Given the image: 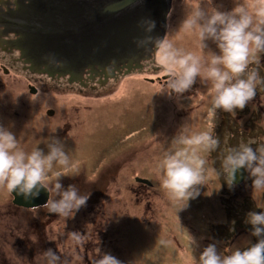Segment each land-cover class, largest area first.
<instances>
[{
    "label": "rangeland",
    "instance_id": "374dc122",
    "mask_svg": "<svg viewBox=\"0 0 264 264\" xmlns=\"http://www.w3.org/2000/svg\"><path fill=\"white\" fill-rule=\"evenodd\" d=\"M198 2L199 0L178 2L170 12L168 31L163 39L171 40L177 47L203 55L207 59L209 51L219 54L216 44L208 40L205 42L208 47L202 51L197 35L186 33L180 28L187 11ZM211 6L220 11H231L224 9L222 5ZM148 60H143L139 66L131 65L130 69L124 67L126 71L120 76L100 83L98 88L90 89L83 96L51 90L53 83L51 79L45 78L37 81L38 87L43 88H40L42 95H30L23 89L25 82L29 81L28 76H32L28 72L20 76L25 82H16L10 89L15 88L14 94L27 97L25 99L29 102V109L22 111L15 108L16 101L13 94H9L11 107L5 111L16 116L13 112L17 110L20 112L19 118H12L13 125L9 117L0 118V124L16 135L20 146L27 152L38 147L47 154V142L53 137L64 144L71 163L77 166L78 171L72 172L54 165L49 173V181L55 179L56 172H64L67 175L61 176L63 182L79 177V182L87 191L92 189V192H103L104 197L99 199L107 206L110 217L107 224L111 226L105 230L108 235L104 245L105 253L112 254L123 264H198L201 250L208 244L196 239V230L179 225H173L171 229L166 227L167 223H180L181 217L177 214L178 211L173 212V206H182L183 201L170 199L161 187L157 169L169 150L172 139L183 125H189L192 132L196 127L202 130L208 126V121L204 120L206 107H197L190 103L191 100H181L177 105L171 106V95L159 92L163 85L157 80L161 81L164 71L155 66V52L149 63ZM152 66L153 70H150L149 67ZM135 68L141 69L137 71ZM172 108L178 111L177 118ZM49 110L54 114L50 116ZM199 117H204L202 122ZM175 120L174 126L172 121ZM111 175L121 181L109 182ZM135 175L152 181L150 188H139L137 197L131 192V187L138 189L133 178ZM97 181L101 183L98 185ZM217 188L218 183L207 180L206 185L199 186L200 194L190 199L186 206L194 211L202 209L212 214L210 199ZM260 191L251 189L250 194L261 199ZM11 199L9 192L0 189V252L8 254L7 245L12 249L14 245H23L18 236L23 232H28L33 246L28 254L17 258L0 255V264H42L41 257L49 248L57 251L61 264H91L93 258L95 262L98 259V247L103 253V232L100 237V231L95 233L90 222V217L93 216L90 212L95 211L97 206L93 210L84 207L66 220L57 217L43 229L35 223V219L39 217L37 209H15ZM99 209L103 210V206ZM19 216L22 217L20 225L16 218ZM19 227L23 229L18 231ZM72 231L79 232L85 240L84 244L88 246L76 248L77 244L67 234ZM62 232L63 236L60 235ZM189 235L196 242L193 250L189 246ZM238 237L237 245L225 248L228 252L224 255L234 248H241L251 239L249 233ZM222 251L223 248H220L219 252Z\"/></svg>",
    "mask_w": 264,
    "mask_h": 264
},
{
    "label": "clouds",
    "instance_id": "9594fccd",
    "mask_svg": "<svg viewBox=\"0 0 264 264\" xmlns=\"http://www.w3.org/2000/svg\"><path fill=\"white\" fill-rule=\"evenodd\" d=\"M211 5L212 0H199L187 11L180 28L197 35L202 51L208 47L206 41H213L219 54L209 51L206 59L177 47L171 40L150 35L137 42L142 47L150 43L156 49L155 66L163 69L167 76L159 92L179 97L192 88L197 77L205 85L211 83V106L206 113L208 130L192 132L189 125H183L157 169L162 189L170 199L183 201L182 207L200 194L199 186L207 184V160L203 154L214 152L220 146V139L214 135L217 110L234 114L255 97L257 77L249 71V65L259 63L260 54L264 53V0H238L231 11H220ZM140 26L145 33H151L155 22L144 19ZM253 143H240L224 156L222 168L230 186L236 173L246 169L252 177L253 189H264V147L254 149ZM47 147V154L38 147L27 152L16 135L0 124V189L31 200L39 197L42 190L49 192V173L54 165L78 171L59 139L51 138ZM63 175L67 174L55 173L58 199H48L44 206L49 213L66 220L86 206L88 195H81L75 185L65 189L60 183ZM246 222L252 225V235L259 238L256 243L244 249L234 248L227 255L218 252L215 244H209L200 253L198 264H264V211L249 212ZM67 234L77 245L85 243L79 232ZM195 243L189 235L192 250ZM98 257L95 264H123L112 254L101 253L99 247ZM41 261L42 264H61V257L49 248Z\"/></svg>",
    "mask_w": 264,
    "mask_h": 264
},
{
    "label": "flooded vegetation",
    "instance_id": "af4514ba",
    "mask_svg": "<svg viewBox=\"0 0 264 264\" xmlns=\"http://www.w3.org/2000/svg\"><path fill=\"white\" fill-rule=\"evenodd\" d=\"M182 1L184 0H171L170 9L167 14L165 33L168 31V18L170 17V12L177 6L178 2ZM21 2L26 3L25 0H0V118L5 119L9 117L12 125L14 122L12 118H19V111L14 110L13 114L16 116H13L12 112L9 113L5 111L6 108L11 107L12 101H9L11 99V94H13V99L16 101L15 108H19L22 111H27L29 109V102L25 99L27 97L23 94H14L13 92H15V88L10 89L16 82H25L22 78H20V76L28 72H30L32 76H28L29 81L25 82L23 89L30 95L36 97L42 95L41 90L43 88L40 87L42 88L40 89L38 87L39 82H37L42 78L51 79L53 83V88L51 90L70 92L77 95L81 94L83 96L90 89L98 88L100 83L112 81L115 77L120 76L124 73V71H126V69L122 66L116 68L109 67L111 64L105 67L82 66L79 69L74 70L72 68L65 69L58 63L46 65L32 62L24 55V53L21 52L19 45L20 34H17V29L14 27V22L17 21L18 17H20L18 16V12ZM237 2L238 0H212V4L222 5L225 7L224 9L228 8L229 10H232L231 7L236 6ZM155 51L156 49L154 52ZM153 55L154 53L152 56ZM150 60L151 59H149L147 63H149ZM144 64L145 63H143L141 67L142 69ZM153 67L154 66L149 67V69L153 70ZM141 68L135 69L138 71ZM249 71L254 72L257 77L255 97L249 101L242 110L236 109L234 114L227 113L221 109L217 110L214 135L220 139V146L214 152L203 154L207 160V164L205 166L207 180L218 183V188L213 191L214 196L210 199V203L213 207L212 214L206 213L202 209L194 211L187 206L184 208L182 206L177 208L173 206V212L178 211L177 214L181 217L180 223L178 224V222H174L165 224L168 229H171L173 225H179L180 227L196 230V239L199 242L206 243L208 245L215 244L218 252L220 248H223V254L228 252L225 248L237 245L236 241L240 234L249 233L251 236L249 242L241 246V249H244L258 241L259 238H255L252 235V225L246 222L247 215L249 212L255 211L253 207L259 208V210L255 212L264 211V189L260 191L262 200L259 197L251 196L250 191L253 189V185L252 177L249 172L246 169H243L244 174L242 178L237 179V182H233L232 186H230L228 183L230 182L228 176L222 168V160L230 148H233L240 143H248L249 141H254L251 145L254 149L257 147H264V53L260 54L259 63H252L249 65ZM245 75H247V73ZM161 76L162 78L160 79L162 82L159 79L157 82L164 85L167 79L166 73H162ZM204 88L205 90L203 91ZM210 92L211 83L210 85H205L201 82L200 78L197 77V81L189 91L179 97L172 94L170 103L172 104L171 106H175L181 100H191L190 103L197 107L205 106L207 113L208 108L211 106L212 97ZM173 113L176 115L175 118H177L178 111L173 109ZM53 114L54 113L52 111L50 116ZM198 119H201L200 121L202 122L204 117H199ZM204 120L207 121L206 118ZM200 121L197 123L199 124ZM172 124L175 126L176 120L174 122L172 121ZM199 128L201 129V127ZM205 130H208V126L202 130H199L196 127L194 132H201ZM115 177V175H111L108 178L109 182L121 181L118 180V177ZM133 178L135 179L134 181L137 182L138 188L135 190L131 187V192L135 196L139 195V188H150L152 185V181L147 177H138L135 175ZM137 178L147 180V182L137 180ZM78 179L79 177L75 180L71 179L67 182H63L62 178H60V183L65 189L69 185H75L79 189L81 195H88L86 206H82L78 211L84 207H88L93 210L96 209L95 206H97L95 211L90 212L91 214L93 213V216L90 217V222L95 233L98 230L101 232L102 230L105 231L106 228L110 229V224H107L110 219L107 214V206L106 204L103 205V201L101 202L99 199V197H104L103 192H99L100 190L92 192V189L87 191ZM97 183L99 185L101 182L97 181ZM97 186H95V188ZM101 187H103V184ZM101 187L97 188L102 189ZM49 189L48 199H58L55 191V179L49 181ZM10 201H12V199ZM101 205L103 206V210L99 209ZM12 206L15 207V209H20L22 211L37 209V216L39 217L35 219V223L36 225L39 224V226L43 229L55 218L60 217L56 216V214L49 213L44 204L32 208ZM99 215H102V217L99 218ZM53 229L57 230L54 227ZM202 251L203 249L201 252ZM84 257L87 258L86 255ZM96 257L99 258L98 255ZM93 259L94 260L91 261V264H95V258Z\"/></svg>",
    "mask_w": 264,
    "mask_h": 264
},
{
    "label": "water",
    "instance_id": "95a60500",
    "mask_svg": "<svg viewBox=\"0 0 264 264\" xmlns=\"http://www.w3.org/2000/svg\"><path fill=\"white\" fill-rule=\"evenodd\" d=\"M25 1L14 22L21 52L32 62L58 63L74 70L110 64H123L127 69L139 66L141 60L152 56L155 47L150 43L138 46L137 42L148 35L163 38L171 4V0ZM144 19L155 22L151 33L140 26ZM243 174L240 169L234 182ZM10 194L14 205L25 208L43 205L49 197L46 190L31 200Z\"/></svg>",
    "mask_w": 264,
    "mask_h": 264
},
{
    "label": "trees",
    "instance_id": "16d2710c",
    "mask_svg": "<svg viewBox=\"0 0 264 264\" xmlns=\"http://www.w3.org/2000/svg\"><path fill=\"white\" fill-rule=\"evenodd\" d=\"M123 64H120V65H117V66H121ZM116 65H110L109 67H115ZM116 68V67H115ZM32 208V207H31ZM253 209H255V211H258L259 208L258 207H253ZM13 211V210H12ZM15 217V216H14ZM18 218V222L17 224L20 225L21 221H22V217L19 216V217H16ZM6 219V217H5ZM23 229V228H22ZM22 229H20V227L18 228V231H21ZM29 231V230H28ZM103 232V253H105L104 251V245H106V241H107V236L105 231H101ZM101 232H100V237H101ZM19 233V232H18ZM20 235L19 236V240H21L23 242V245H14V248L12 249L9 245H7L8 247V254L7 253H4L3 251L0 252V255H9L8 257L12 256L13 258H17V256H20V255H25V254H28V251L30 250V248L33 246L32 245V239L30 240V237L28 235V232H23V233H19ZM30 234V233H29ZM31 236H34V234H30ZM255 238H257L256 236H253ZM6 245V244H5ZM4 245V246H5ZM81 245H77L76 248H79ZM82 246H88L87 244H83ZM82 248V247H81ZM6 249V248H5ZM13 251V252H12ZM10 252H12V254L10 255ZM102 253V252H101ZM97 255H98V252H97ZM2 261V259L0 258V262Z\"/></svg>",
    "mask_w": 264,
    "mask_h": 264
},
{
    "label": "bare ground",
    "instance_id": "6f19581e",
    "mask_svg": "<svg viewBox=\"0 0 264 264\" xmlns=\"http://www.w3.org/2000/svg\"><path fill=\"white\" fill-rule=\"evenodd\" d=\"M165 36V35H164ZM152 57V56H151ZM151 57L150 58H147V59H143V60H148V59H151ZM143 60H141L140 61V64H141V62L143 61ZM149 61V60H148ZM151 81H152V79H150Z\"/></svg>",
    "mask_w": 264,
    "mask_h": 264
}]
</instances>
